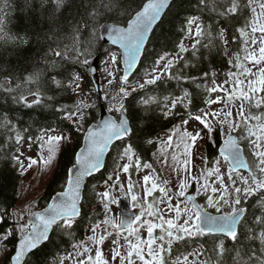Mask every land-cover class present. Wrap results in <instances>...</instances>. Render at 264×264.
<instances>
[{
    "label": "snow or ice",
    "instance_id": "snow-or-ice-1",
    "mask_svg": "<svg viewBox=\"0 0 264 264\" xmlns=\"http://www.w3.org/2000/svg\"><path fill=\"white\" fill-rule=\"evenodd\" d=\"M49 2L51 12L48 19L51 28L45 37L36 41L37 44L48 43L40 60L30 69L26 66L22 75L10 73L0 81V93L3 94L5 102L10 100L16 109H31L45 105L46 100H53V96L45 93L46 79H51L57 88L68 89L75 85V91L81 87L79 75L70 77L66 84L56 78L59 74L48 75L49 67L54 68L57 64V60L49 59V56L64 60L71 54V58L90 67L88 56L93 49L102 47L105 42L118 47L119 60L124 66L120 82L127 85L130 73L141 63V58H147V45L155 36V30L175 6L174 0H92L82 5L83 12L72 16L66 26L67 31H62V26L57 25L55 21L68 6V0H39L41 12ZM195 7L199 13L205 10L214 13L217 23L221 19L240 21L239 26L235 28L239 37V48L233 58L228 60L229 68H234L235 71H228L219 84L216 83V74L212 73L211 87L207 84H196L198 89L203 88L205 94L223 93V96L217 95L214 99L205 100V103L209 106L225 104L227 110H201L200 114L192 115V93L186 87L181 88L179 93H169L162 97L148 96L141 100L145 112L150 111L153 105L156 106L159 112V116L154 117L156 119H168L177 114L180 108L187 110L189 119L199 122L209 135L215 130L214 125L208 122L209 117L218 123L225 138L218 146V157L211 161L198 157L205 161L206 166V170L201 171L199 176L191 175L188 165L196 158L192 157L191 149L196 146L198 139L203 138L200 131L188 132L185 129L180 132L179 128H174L171 133H165L166 140L162 141L165 148H169L173 146V137H178L174 147L177 151L183 149V170L192 183L197 185L195 194L187 192L192 183L183 178L180 179L178 191L173 193V190L167 187V180L161 181L158 175L153 176L156 170L150 163L141 162L139 153L142 144L133 142L138 129L134 127L131 113L123 103L130 92L127 87L121 86L118 93L120 102L109 108L110 112L118 115L102 120L95 127L84 129L83 147L75 152L74 163L67 170L60 189L43 207H38L35 202L30 204L29 208L35 210L28 211L26 218L22 211L13 221L14 228L9 227L0 232V254L7 256L6 264H33L32 257L38 251L49 245L58 248V239L75 238V233L81 226L86 181L105 169V157L111 150H116L118 159L125 161L122 165H117L119 171L127 174L132 168L137 172L141 168L150 170L142 176L139 186L144 193L142 199H153L147 202L145 210V204L138 200V196L133 192L135 185L131 176L125 185L120 183L119 171L116 172L115 178L112 174L108 175L104 181L106 190L96 193L102 205L103 219L91 224L88 229L91 234L85 233L84 238L73 243V253L58 257L56 264H68L69 261L71 264H197L196 261L190 262L189 257H200L205 253L200 251L185 254L180 251L179 242L187 245L189 239L199 237L213 239L211 251L214 264H229V258L230 264H264V0H196ZM11 9L9 0H2L0 40L12 43L19 49L26 48L31 43L29 38L5 31ZM114 17L118 18L119 22H116ZM181 32L195 37L191 45L193 57L197 56V46L201 45L205 36L208 43L203 44V47L209 48L213 40H218L224 56L229 54V44L237 43V35L233 34L229 41L226 36L227 29L224 27H220L215 36L211 25L207 26L206 31L200 15L187 17ZM53 43L55 47L52 46ZM176 47L178 51L175 55L168 52L158 55L153 61L151 72L146 73L149 78L138 83L137 87H132L131 92L143 90L145 85H154L165 75L169 80L174 79L178 87L181 83L187 84L189 81L195 83L197 77L183 74V68L190 66V62L182 55L189 52L183 39ZM110 61L112 64L118 63L116 52H111ZM180 61H184L183 68L173 73V68ZM203 77L207 80L209 72H204ZM108 83L111 84L112 80ZM111 99L116 101L115 96ZM84 107L86 106L75 105V110H71L62 106L58 111L63 113L64 119L71 121L78 128H83ZM233 108H236L235 117ZM138 119L145 117L140 116ZM188 122V119L181 118L182 125L186 126ZM0 124L9 133L14 134L10 139H14L16 145L22 147L27 142L28 149L31 150L33 137L22 135L17 124L13 123L7 113L0 115ZM52 132H55V129H44L41 135L35 137L41 153L40 159L29 156L27 168L30 169L38 163H43L45 167L51 165L57 146L61 141L70 139L62 133L49 134ZM145 139L148 144L154 143L150 138ZM242 142L247 143L242 146ZM45 145L46 157L43 155ZM246 148L251 161L245 156ZM17 151L19 154L13 155L11 159L23 174L26 170L21 158L23 152H19V148ZM171 159L179 164L175 152ZM163 163H168L166 155ZM209 164L212 166H208ZM222 168L225 171L222 172ZM173 171H179V167H173ZM212 177L215 179L210 180ZM114 191L120 194L126 191L131 194L132 206L135 208L139 204L140 212L130 214L122 208L118 197L113 195ZM157 192L159 197H154L153 194ZM197 197H203L204 202H197ZM174 198L177 200L175 204ZM252 198H256V203L249 205ZM182 203L185 205L183 208L180 206ZM111 205L120 209L118 216L109 215ZM173 212L174 216L166 218V215ZM145 214L158 223L142 219ZM5 215L6 209L4 214H0V224L4 222ZM145 227L146 238L140 233ZM156 229L160 230L159 235L154 234ZM98 230L102 231L98 234ZM13 237L15 244L9 256L7 242ZM109 238L113 247H110L108 255H105L103 246ZM200 264H213V258L201 261Z\"/></svg>",
    "mask_w": 264,
    "mask_h": 264
},
{
    "label": "trees",
    "instance_id": "trees-1",
    "mask_svg": "<svg viewBox=\"0 0 264 264\" xmlns=\"http://www.w3.org/2000/svg\"><path fill=\"white\" fill-rule=\"evenodd\" d=\"M89 2H92V0H68V6L64 8L55 23L62 26V31H67L66 26L71 17L77 12H83L82 5ZM0 3H2V0H0ZM9 3L12 5V9L9 11L8 24L5 31H8L13 35L27 37L31 40V43L28 47L19 49L12 43H5L3 40H0V69H6L0 70V81H3V78L10 73L22 75L25 72L26 66L30 69L33 64L40 60L42 51L48 47V43L42 42L41 44H37L36 41L40 37H45V34L48 33L51 28L48 19L51 12L50 2L44 8L43 12L40 11L39 0H9ZM29 4L31 6H28ZM174 4L175 6L172 7L171 12L165 18L164 22L155 30V36L147 45V58H142L134 77L128 81V84L138 78L145 77L146 73L151 72L153 61L158 55H162L165 52L175 54L176 51H178L176 45L181 39H183L184 42L186 38V34L181 32V28L184 27V21L187 17L200 15L205 25V30L207 31V26L211 25L214 36L220 27L226 28V36L229 41H231L233 34H236L235 28L240 24L238 19L229 21L221 19L219 23H217L214 13L208 10H205L202 13L197 12L195 7L196 0H174ZM113 19L116 22H119L118 18L114 17ZM236 35L237 43L229 44L228 56L222 54V48L219 46L218 40H213L212 46L204 48L203 44L208 43L206 36L202 38L201 45L197 46L199 51L196 57L192 56L191 47H188V53L182 54L185 56V59L190 62V66L183 68L184 61H180L172 71L173 73H176L178 69L183 68L184 75L198 78L195 83L189 81L187 84L181 83L178 87L177 82L174 79L169 80L167 77H164L154 85H146L143 90L139 89L134 93H130L129 97L124 100L125 107L128 108L131 113L132 123L134 127L138 129L136 136L133 138V142L142 144L139 153L142 163L153 162V155L158 150L159 141L164 131L170 130L176 126L181 118L184 119L189 117L188 111L180 108L177 110V114L170 116L168 119H156L154 117L159 116L156 106L153 105L150 111L145 112L141 104L142 98L154 95L162 97L169 93H179L181 88L186 87L188 91L192 93L191 98L193 104L190 106L191 114L201 111L207 106L205 100L208 99L209 94H205L203 88L198 89L196 84H207V86L210 87L212 73L216 74V79L219 78L224 80L225 74L228 71H235L234 68H229L228 60L229 56H233L239 48V37L238 34ZM52 46L55 47V43H53ZM112 49L113 47L106 44H103L102 47L97 46L88 56V60L96 54L103 56L104 53ZM49 59H56L57 64L54 68L49 67L48 75L59 74L56 75V78L60 79L63 83L66 84L69 81V78L73 75L80 74L86 78V85L96 100V104L90 106L86 111L87 113L84 120L86 127L92 121L97 119L99 102L101 100V97L94 88L86 66L71 58V54H69L68 59L64 60L53 58L51 56H49ZM204 72H209V78L207 80L203 77ZM44 88L46 95L53 96L54 99L51 101L46 100V106H35L31 109H16L10 100L5 102L3 94L0 93V115L7 113L12 118L13 123L17 124V128L22 135L25 137L32 136L34 148H38L34 141L35 137L41 135L42 130L44 129H60L68 131L71 136L72 143L68 141L63 145L59 154L57 170L55 171L53 178L48 181L44 193L40 197V205L38 207H43L53 194L63 185L67 170L74 163L75 152H77L81 146L83 137V132L79 131L71 121L64 119L63 113L58 111L62 106L67 109L75 110L74 106L78 105V101L74 96L73 86L68 89L63 87L57 88L53 85L51 79H46ZM107 103L108 101L106 100V104ZM140 116H144L145 119H138ZM10 136H14V134L9 133L8 130L0 124V214H4L5 209L7 210L4 222L0 224V232H3L6 228L14 225L13 220L9 215L18 201L20 182L22 179L21 171L11 159L13 155L17 154V149L20 146L16 145L14 139H10ZM145 137L152 139L154 143L148 144ZM157 137H159V139H157ZM222 141V134L218 126L211 135V138L206 141L205 148L207 161H211L213 158L218 157V146ZM243 145L245 144L243 143ZM117 154L118 152L116 150H111L108 155L105 169L88 180L87 188L84 193L85 199L83 201V211L80 218L81 226L77 229L75 238L64 237L58 239V248L49 245L42 251H38L32 257L33 264H47L50 261H56L58 257L72 251V244L84 238L88 226L96 222L99 216H103L101 211L91 208L96 202L95 188L93 189V186L96 187L104 183L111 168L117 164ZM246 154L249 161H251L247 148ZM208 166L212 165L209 164ZM132 169V174L134 176V168ZM192 190L195 191L194 185ZM199 200L201 202L204 201L201 197ZM255 203L256 198L249 200V205H254ZM7 243L10 248L8 253L10 256L15 244V237ZM228 243L230 244V242ZM196 246L203 247L206 260L212 257L214 264V256L211 251L213 247V239L211 237L189 239L187 245L183 242H179L180 251L184 253L191 251ZM173 248L175 251V243ZM6 260L7 257L0 264H6Z\"/></svg>",
    "mask_w": 264,
    "mask_h": 264
},
{
    "label": "rangeland",
    "instance_id": "rangeland-1",
    "mask_svg": "<svg viewBox=\"0 0 264 264\" xmlns=\"http://www.w3.org/2000/svg\"><path fill=\"white\" fill-rule=\"evenodd\" d=\"M194 39H195L194 36L193 37L186 36V38L184 40L185 47H187V48L191 47L192 43L194 42ZM111 52L117 53V56H118V63L117 64L111 63V61H110ZM173 55H175V54H173ZM231 58H233V56H229V59H231ZM248 66L250 67L251 65H248ZM99 69H100V76H101V81H102V86H101L102 99H105L108 101V107L109 108L112 107L113 104L118 105V103L120 102L121 97L119 96L118 93H119V88L121 86L127 87L129 89V92L132 93L131 92L132 87H137L138 83H141V82H143L144 79L149 78L146 75L145 77H141V78L134 80L130 84L122 85L120 82V77L123 75V73H122V67H121L120 60H119V50L118 49H112V50L106 52L105 55H103V58L99 64ZM109 73H112V75L110 76ZM79 76L81 77V87L78 90H75L74 93H75L76 99L79 102V105L86 106L83 109L84 114L86 115L87 108L94 105L95 98L93 97L92 92L90 91V89H88V86L86 85V78L82 75H79ZM164 77H166V75ZM109 80H112L111 84L108 83ZM222 81H223V79H219V78L216 79L217 84L222 83ZM209 86L211 87L212 84H210ZM73 88H75V85L73 86ZM137 90H139V89H137ZM217 95L223 96V93H210L208 99H214ZM113 96L116 97V101H113L111 99ZM123 103H124V100H123ZM237 107H238V103H237ZM222 108H225V110H227L225 104L217 103V104H212L210 106L207 105L203 111H205V112L217 111L218 112ZM197 114H200V112L195 113L194 115H197ZM233 116L234 117L236 116V108H233ZM188 120H189V122L186 126L182 125L181 120H180L179 121L180 123H178L176 126H174L169 131H166L163 133V136L159 141L158 150L153 155L154 160L152 163H150L152 165V167L156 170L155 173H153V176L155 177L158 175L160 177L161 181L167 180L168 181L167 187L172 189L173 193L178 191V185L180 183L181 178L187 180V182H189V183H192V181H191L190 177L188 176V174L185 173L183 170L182 160L184 157L181 156L183 149L181 148L179 151H177L174 147L175 143L178 142V137L177 136L173 137V146L172 147L165 148L164 144L162 143V141L166 140L165 133H171L174 130V128H179L180 132H183L185 129L188 132L200 131L201 136L203 138L198 139L196 141V146L191 149L192 157H196V158L192 159L190 157V159H192V162L188 165V168L191 170V175H197V176H199L201 171L206 170L205 161L199 159L198 157H204L207 160L205 140L207 138H211V135L208 134L206 129H203V126L200 125L199 122L192 120V119H188ZM208 122L210 124H213L215 129L219 126L218 123L213 121L211 117H209ZM76 128L79 131L84 132V129L86 127L84 124L83 128H78L77 126H76ZM226 131H227V126L225 125V132ZM61 133L65 136H69L70 139L60 142V144L56 148L55 158H54L52 164L47 166V167H45V165L43 163H38L30 169L27 168V164H28L27 158L29 156H31L34 159L39 160L41 153H40L39 149H35L33 147L31 148V150H29L27 142L24 143L22 147L20 146L19 152H23V156L21 158L24 160L26 170L22 174L18 201H17L15 207L12 209V211L9 215L13 221L16 220L18 214H20L22 211H23V214L26 218L28 211L34 210V209L29 208V205L32 204L33 202H35L37 206L40 205V197L43 195L48 181L53 178L55 171L57 170L59 154L61 152V149L63 148V145L68 141H70V143H72L71 136L69 135L68 131L55 129V132H52L49 134L55 135V134H61ZM233 134H237V133H233ZM222 138L224 139L225 136L222 135ZM243 143L246 144L247 142H243ZM174 152L179 158V164H178V162L172 161V159H171V156ZM43 155L45 157L47 155V145H45ZM165 155L167 156V161H168L167 164L163 163ZM124 162L125 161L119 160L117 158V164L111 168L108 175L112 174L115 178L116 172L119 171L117 168V165H122ZM173 167H179V171H173ZM132 171H133V169H130L129 173H127V174L123 173L122 171H119L120 183H124L125 185H127L129 176H131L132 182L135 185L133 188V192L138 196V200H140L142 203L145 204V210H146L147 202H151L153 198L147 197L146 200L142 199L144 197V193H143L141 187L139 186V182L141 181L142 176L144 174L148 173L150 170L141 168L137 172L134 169V172H135L134 176L132 174ZM223 171H225V169L222 168V172ZM212 179H215V177L210 178V180H212ZM200 180H201V183H203V177L202 176L200 177ZM226 182H227V180H226ZM193 185H194V188L196 189L197 185L195 183H192V186L187 189L188 193L192 192L191 189H192ZM105 190H106L105 183L95 187L96 202L91 207L92 209L99 210L102 213H103L102 205L99 201V198L96 196V193L97 192H103ZM194 193H195V191H194ZM113 195H116L119 200L122 197H126L129 199L131 205H133V202L131 201V194L127 193L126 191L124 194H120V193L114 191ZM159 195L160 194L158 192L153 194L154 197H159ZM179 199L183 200V198H179ZM201 199H203V197H201ZM176 202H177V200L174 198L173 204H175ZM180 206H181V208H183L185 205L182 203ZM189 207H190V205H189ZM134 209L136 211H138V213L141 210L139 204ZM119 212H120V209H118L116 205H111V213L109 215L118 216ZM170 216H174V212L166 215V218H169ZM102 219H103V216H99L98 220H102ZM142 219H150V220H153V222L158 223V221L154 220V218H152V217H148L146 214L144 217H142ZM89 226H88V229H89ZM14 227H15V224L12 226V228H14ZM88 229H87V233L91 234L88 232ZM99 231H102V230H98V234H99ZM159 231H160L159 229H156L154 234L159 235ZM140 233L144 238H146L147 237L146 227L142 228L140 230ZM110 241H111V238H109V240H107L103 246V250L105 252V255H108L109 248L113 247V245H111ZM8 249L10 251L9 244H8ZM0 251H2V250H0ZM73 251L74 250L72 249V251H70L68 253H73ZM200 251L204 252L203 247L196 246L189 252H200ZM189 252H186L185 254H187ZM68 253H65L63 256H65ZM6 257L7 256L0 254V263H2L6 259ZM189 260H190V262L196 261L197 264H200L201 261L206 260V257H205V255L200 256V257L190 256ZM47 264H56V261H50ZM68 264H71V262L69 261Z\"/></svg>",
    "mask_w": 264,
    "mask_h": 264
},
{
    "label": "water",
    "instance_id": "water-1",
    "mask_svg": "<svg viewBox=\"0 0 264 264\" xmlns=\"http://www.w3.org/2000/svg\"><path fill=\"white\" fill-rule=\"evenodd\" d=\"M104 44H108V45H111L110 42H105ZM113 46V45H111ZM113 47H116L118 49L117 46H113ZM119 50V49H118ZM143 58V57H142ZM142 58H141V61H142ZM89 62H90V67L89 66H86V69L93 81V83L95 84L96 86V89L99 93H101V77H100V69H99V63H100V56L97 54V55H94L92 56L90 59H89ZM140 64H138L136 66V68L130 73L129 75V79L134 75V73L137 71L138 67H139ZM121 66H122V69H123V63L121 61ZM115 115L114 113L110 112L108 107L105 105V103H101L100 105V110H99V115H98V118L96 121L92 122L88 127H95L96 124H98L99 122H101L102 120L104 119H108L110 116H113ZM87 127V128H88ZM83 139H82V144L80 147H83ZM79 147V148H80ZM79 150V149H78ZM77 150V151H78ZM111 152V151H110ZM110 152L108 154H106V157H105V166H106V162H107V158H108V155L110 154ZM246 156V155H245ZM72 167V166H71ZM70 167V168H71ZM99 173H96L94 175H97ZM89 180V178H88ZM88 180L86 181V185H87V182ZM50 201V200H49ZM120 202H121V207L122 208H125L126 210L129 211L130 214H137L136 211H134V209L132 208L130 202H129V199L126 198V197H122L120 198ZM198 202V201H197ZM83 210V208H82ZM82 210H81V214H82Z\"/></svg>",
    "mask_w": 264,
    "mask_h": 264
}]
</instances>
